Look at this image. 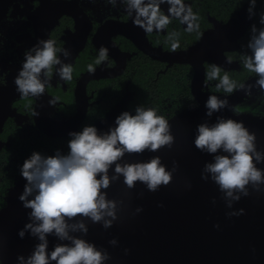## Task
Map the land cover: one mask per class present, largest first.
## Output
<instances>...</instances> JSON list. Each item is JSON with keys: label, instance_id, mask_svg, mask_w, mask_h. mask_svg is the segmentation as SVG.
I'll return each instance as SVG.
<instances>
[{"label": "clouds", "instance_id": "9594fccd", "mask_svg": "<svg viewBox=\"0 0 264 264\" xmlns=\"http://www.w3.org/2000/svg\"><path fill=\"white\" fill-rule=\"evenodd\" d=\"M109 2L115 4L116 0ZM122 2L127 5L125 10L133 18L134 25L144 31H160L171 23L170 18L160 12L159 3L163 0ZM168 3L175 7L182 5V0H168ZM255 8L256 0H249V19L256 15ZM183 19L188 22L189 31L199 27L194 23L198 17L191 9ZM259 24L262 27L257 28L255 23L250 27L247 48L251 54L244 55L242 62L245 69L256 74V85L264 91V13L260 15ZM175 35L173 33L170 39ZM179 46L178 41L173 40L171 50L175 51ZM61 53L65 59L71 55L68 49L57 48L56 42L51 39H41L26 50L22 67L14 80L17 92L23 97L42 96L53 68L61 80L71 81L73 68L60 58ZM107 60L108 49L101 46L95 65ZM95 71V66L89 64L88 72L94 74ZM220 73L221 69L216 65H212L207 73L208 80L219 81L218 89L229 94L237 89L251 94L252 85H237L227 72L223 76ZM52 103L50 100L49 104ZM228 107L227 99L210 95L205 103L206 116L212 117ZM134 111L135 114L122 112L115 118L114 126L103 133L93 125L69 132L66 154L59 150L48 156L33 152L24 160L20 174L26 184L19 200L25 209L31 211L28 214L30 222L18 235L24 238L28 232L39 242L30 255L17 257L18 264H105L111 258L107 251L98 249L94 243L74 233H88L86 220L100 223L107 229L118 219V204L122 202L109 199L106 190L121 176L128 189H133L140 182L149 191L156 192L161 186L171 183L172 173L176 170L175 162L172 171H169L159 156L146 162L124 160L126 154L157 152L163 147L171 148L174 143L169 121L158 115L156 109L139 105ZM256 139V134L250 132L242 121L231 118L218 117L213 124L204 122L197 126L196 149L213 157L212 162L204 165L202 179H208L204 173L210 174L211 180L224 194L229 208L242 196L250 194L249 187L260 192L264 185V169L257 166L264 163V151L257 149ZM110 170H113L112 175H109ZM140 211L141 208L136 209L137 213ZM243 213L244 209H240L227 215L231 217ZM49 236L68 243H58L49 252ZM109 243L115 246L117 240Z\"/></svg>", "mask_w": 264, "mask_h": 264}, {"label": "water", "instance_id": "95a60500", "mask_svg": "<svg viewBox=\"0 0 264 264\" xmlns=\"http://www.w3.org/2000/svg\"><path fill=\"white\" fill-rule=\"evenodd\" d=\"M249 24V15L243 11L239 18L219 25L215 32L206 33L198 44L174 52L153 48L146 42L143 45L138 43L154 59L192 66L191 91L198 106L168 120L174 137L171 148L163 147L157 152L145 151L142 155L126 154L124 157L128 162H146L159 156L169 171H172L175 162L176 170L172 173L171 183L166 187L161 186L156 192L149 191L140 182L133 189H128L121 176L106 190L109 199L122 202L118 204V219L112 227L105 229L100 223L93 224L86 220L88 233H74L94 243L98 249L107 251L111 258L105 264H264V185L260 192L249 187L248 196H242L231 208L227 207L224 194L211 180L210 174L204 173L208 179H202L204 165L212 162V155L202 153L194 145L199 124H213L218 117H223L242 121L250 132L256 134L257 149L264 151V115L233 111L248 94L240 89L230 94H211L203 90L207 86L205 62L223 69L238 67L237 62L227 58L224 52L238 47L237 40ZM125 28L122 31L129 36ZM123 67L122 64L120 69ZM102 71L97 69L94 74L87 73L79 82L76 95L78 113L72 120L58 124L37 117L39 129L49 136L67 135L76 131L87 112L86 83L104 75H116L121 70L116 69L109 74H103ZM257 79L254 76L243 83L245 86H253L251 94L260 89L256 85ZM18 93L15 83L0 90V132L9 115L19 116L5 103ZM210 95L227 99L230 107L207 117L205 103ZM128 100L129 95H126L98 122L97 129L101 133L114 126L118 115L128 111ZM257 166L264 169V163ZM112 174L113 170H110L109 175ZM25 184L21 176L8 191L5 206L0 209L2 264H18L17 257L30 255L39 242L28 232L24 238L18 235L25 224L30 222L28 214L31 210L25 209L19 200ZM137 208L142 211L137 213ZM240 209H244L242 215H227ZM113 239L117 240L115 246L109 243ZM48 241L49 252L58 243H68L59 241L55 236H49Z\"/></svg>", "mask_w": 264, "mask_h": 264}, {"label": "flooded vegetation", "instance_id": "af4514ba", "mask_svg": "<svg viewBox=\"0 0 264 264\" xmlns=\"http://www.w3.org/2000/svg\"><path fill=\"white\" fill-rule=\"evenodd\" d=\"M126 7L122 0H116L115 4L110 3L109 0H0V90L14 84L24 61V52L41 39L54 40L57 48L68 49L71 52L70 57L65 59L61 53L60 58L65 63L71 64L73 68L71 81L61 80L53 68L47 77L49 83L42 96L23 97L18 93L5 101L6 106L15 110L19 116L9 115L6 118L0 132V144H3L0 152L4 147L11 146L12 138H4L9 126L13 128L14 135L33 133L42 141L48 139L56 148L61 145L68 149L70 139L68 134L49 136L39 129L36 118L63 124L75 117L78 113L77 88L81 79L89 73V64H93L96 70L103 69V74H109L116 69L121 71L116 75L90 79L86 83L87 112L76 131H81L86 125L97 126L112 107L126 95H129L126 110L135 114L133 108L141 105L131 104L136 96L132 84L133 74L139 69L138 61L144 63L145 55L159 62L161 65H157L156 78L178 64V62L169 64L167 61L150 57L138 46V43L143 45L146 42L153 48L174 52L171 50V44L175 40L180 45L175 51L189 49L198 44L206 33L215 32L219 25L239 18V14L243 11L248 14L249 0H182V5L175 7L169 4L168 0H163L159 3L160 12L168 16L171 23L163 30L151 32L135 26L133 18L125 10ZM188 9L198 17L194 23L199 27L191 31L188 22L183 19ZM255 12L256 15L250 19L245 33L237 40L238 47L224 52L227 58L237 62L238 67L224 70H240L241 60L235 53L240 50L241 41L248 37L249 29L254 22L256 26L262 27L259 19L261 13H264V0H256ZM123 27H126L125 30L130 37L123 33ZM173 33L176 35L170 39ZM101 46L108 49V60L95 65ZM206 63L214 65L210 62H205L204 65ZM122 64L124 67L120 69ZM205 83L207 86L203 90L207 93L206 89L218 84L215 80L206 79V66ZM109 88L115 90L118 100L103 116H100L101 103L109 95ZM156 96L152 95L155 101L147 108L156 109L157 114L166 120L175 117L181 100L170 96L161 98ZM50 100L52 104H49ZM245 101L255 105L263 103L264 91L258 89L254 94L247 95L240 104ZM5 103L2 101V104ZM34 112L39 116H34Z\"/></svg>", "mask_w": 264, "mask_h": 264}, {"label": "trees", "instance_id": "16d2710c", "mask_svg": "<svg viewBox=\"0 0 264 264\" xmlns=\"http://www.w3.org/2000/svg\"><path fill=\"white\" fill-rule=\"evenodd\" d=\"M255 23V22H254ZM257 28H260L257 26ZM251 36V30L249 29L248 37L241 41V48L235 55L241 60L240 70L226 71L222 68L220 75L223 76L225 72L229 77L234 80L237 85L242 84L249 77L256 76L255 73L249 72L243 66V56L251 54L247 48L248 41ZM145 62L138 61L139 69L137 73L133 74L132 89L136 90V96L131 103H139L141 106L147 108L150 104L154 103L152 95H157L160 98L164 96L176 97L181 100L178 106L177 115L185 111L196 108L197 102L191 92V78L193 75L192 67L189 64L178 63L175 64L166 73L161 74L156 78L157 65H161L157 61L151 60L145 56ZM135 61V60H134ZM206 66V79L207 73L211 71L212 64H205ZM213 81V80H212ZM219 83L218 80H215ZM211 94H229L225 93L223 89H218L217 85L210 86L206 89ZM156 96V97H157ZM118 100L115 90L109 88V95L103 99L100 107V116H103L107 110ZM261 104H249L246 101L240 105H237L233 111L234 113L251 112L256 115H264V101ZM130 104V105H131ZM133 110H135L133 108ZM88 120V117H87ZM96 128L97 126L94 125ZM8 132L5 133L4 138L11 139V146L4 147L0 152V209L5 206L6 195L8 191L14 186L16 181L21 177L20 168L25 159H27L33 152H39L42 155H54L57 150L66 154L68 149L64 146L56 148L52 146L51 142L45 138L42 141L39 137L31 134L12 133L13 128L7 127ZM10 130V131H9ZM32 132V131H31ZM0 264L1 261H0Z\"/></svg>", "mask_w": 264, "mask_h": 264}]
</instances>
